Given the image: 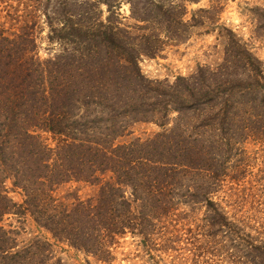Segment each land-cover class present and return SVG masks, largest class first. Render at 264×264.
Segmentation results:
<instances>
[{"label": "trees", "instance_id": "obj_1", "mask_svg": "<svg viewBox=\"0 0 264 264\" xmlns=\"http://www.w3.org/2000/svg\"><path fill=\"white\" fill-rule=\"evenodd\" d=\"M125 1L132 25L123 22L121 0H29L22 13L0 9V222L16 211L20 220L31 215L39 231L26 241L0 225V264H45L56 243L109 260L117 235L147 242L155 223L184 221L198 206L201 224L230 240L221 250L254 252L264 264V240L238 230L214 197L230 176L225 148L239 140L241 114L264 110V61L222 26L223 63L199 65L174 82L150 79L140 59L184 42L189 28L212 23L207 13L217 8L193 11L188 21L187 4L200 0ZM40 9L50 41L62 45L47 58L34 28ZM139 122L171 126L125 139ZM70 182L96 192L57 196Z\"/></svg>", "mask_w": 264, "mask_h": 264}, {"label": "rangeland", "instance_id": "obj_2", "mask_svg": "<svg viewBox=\"0 0 264 264\" xmlns=\"http://www.w3.org/2000/svg\"><path fill=\"white\" fill-rule=\"evenodd\" d=\"M28 2L29 0H10L9 5H0V9L7 7L9 10H14L18 8L22 13L25 8L24 3ZM12 4L13 7L10 8ZM212 4L217 8L215 15L207 13L213 17L210 20L212 23L191 27L187 30V39L184 42L167 44L158 56H143L140 59L142 71L148 78L174 82L179 75L189 76L192 74L199 65L215 67L223 63L224 51L227 47V32L222 26L232 28L239 43L247 46L264 61V0H200L192 2L187 4L188 13L185 20H191L193 11L209 8ZM103 8L105 18L109 13L106 5ZM119 12L124 23L128 25L135 23L129 17L131 15L130 2L121 0ZM37 15L34 28L39 55L42 58H47L51 54L60 52L62 45L50 41V26L44 10H38ZM151 29L152 27L150 33H152ZM258 113H263V115L258 116ZM241 115L243 120L246 119L243 121L244 123L241 122L236 126L239 140L232 147L227 145L225 148V158L229 160L225 172L230 176L224 178L222 187L214 197L224 207L227 214L238 222V230L250 233L253 237L263 241L264 110L263 112L262 110L251 111ZM247 125H251L255 130L248 131L245 127ZM170 126L171 124L162 127L158 122H139L131 126V132L125 139L134 137L146 139ZM231 177H239L241 181L233 184ZM7 187L12 189L10 183H7ZM73 191L85 199L92 196L96 192V188L81 182H70L61 185L56 194L66 197V194ZM10 196L18 204H23L25 200L20 190L10 192ZM69 199H72V196H69ZM256 208L258 212L255 211ZM15 212L7 214L0 225H4L7 229L21 231L20 238H26L27 241V238L39 231L31 215H27L25 220H20ZM190 213L191 217L185 218L181 222H169L171 221L169 220L155 223L147 242L131 232L117 235L110 248L112 254L109 260H99L93 255L70 247L68 244L56 243L50 252L52 257L47 259L45 264H259L258 260L253 257L256 256L254 252L248 257H244L239 254L237 247L229 246V250L219 248L224 241L230 240L225 238L222 231L212 230V227L207 228L205 224H201L205 208L198 206L193 210L190 209ZM255 243L259 244L258 240ZM231 244L235 245V242Z\"/></svg>", "mask_w": 264, "mask_h": 264}]
</instances>
